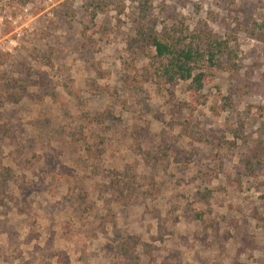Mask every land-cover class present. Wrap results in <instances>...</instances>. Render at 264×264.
I'll return each instance as SVG.
<instances>
[{
    "label": "rangeland",
    "instance_id": "1",
    "mask_svg": "<svg viewBox=\"0 0 264 264\" xmlns=\"http://www.w3.org/2000/svg\"><path fill=\"white\" fill-rule=\"evenodd\" d=\"M103 1L0 0V264H264V0ZM144 1L226 43L200 90L143 80Z\"/></svg>",
    "mask_w": 264,
    "mask_h": 264
},
{
    "label": "trees",
    "instance_id": "2",
    "mask_svg": "<svg viewBox=\"0 0 264 264\" xmlns=\"http://www.w3.org/2000/svg\"><path fill=\"white\" fill-rule=\"evenodd\" d=\"M104 6L108 5L103 0H85L82 8L93 20L103 12ZM139 6L138 17L133 21L131 34L126 36L125 45L132 58L153 51L152 62L143 68V80H157L170 86L178 81H189L190 89L200 90L206 78L202 68L218 65L227 50L226 43L206 28L189 29L181 21H173L158 30L152 17L147 15V3L144 1ZM121 12L118 8L117 14ZM8 172L9 169L0 164V186ZM115 184L118 185L119 180Z\"/></svg>",
    "mask_w": 264,
    "mask_h": 264
}]
</instances>
